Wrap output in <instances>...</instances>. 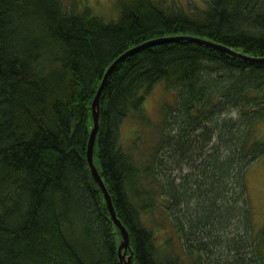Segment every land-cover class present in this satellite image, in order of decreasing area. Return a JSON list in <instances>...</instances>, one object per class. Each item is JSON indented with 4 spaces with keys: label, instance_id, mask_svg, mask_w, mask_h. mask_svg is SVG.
<instances>
[{
    "label": "trees",
    "instance_id": "trees-1",
    "mask_svg": "<svg viewBox=\"0 0 264 264\" xmlns=\"http://www.w3.org/2000/svg\"><path fill=\"white\" fill-rule=\"evenodd\" d=\"M194 15L127 0L115 22L63 0H0V264H122V241L87 161L92 103L101 98L94 161L130 234L132 264H187L163 253L144 216H168L190 264H264L245 173L264 156V0H205ZM162 136L137 159L122 145L147 120L159 84ZM141 159V160H140ZM140 161V162H138ZM176 172V174H175ZM160 198V199H159ZM154 215V214H153Z\"/></svg>",
    "mask_w": 264,
    "mask_h": 264
},
{
    "label": "rangeland",
    "instance_id": "rangeland-1",
    "mask_svg": "<svg viewBox=\"0 0 264 264\" xmlns=\"http://www.w3.org/2000/svg\"><path fill=\"white\" fill-rule=\"evenodd\" d=\"M63 1L74 12H83L88 7L87 9L93 15L101 17L106 23H111L118 19L119 5L127 0ZM154 2L164 9H179L191 15L197 13L199 8L206 6L205 0H154ZM176 101V90L167 88L163 83L155 86L145 102L147 120L140 122L133 118L126 121L122 126L121 140L123 147L129 152H134L137 159L141 158L142 160H140L143 162L145 157L153 152L156 143L162 136V108L165 104L172 105ZM254 135L257 139L264 140V119L257 124ZM245 184L253 213V230L254 234H257L264 230V156L249 166L245 173ZM143 219L146 227L154 232L157 245L163 253L166 252L174 257L178 256L181 260L184 259L187 264L191 263L183 252L182 243L174 225H172L166 214H160L156 210L152 214H146ZM262 250L264 254V244Z\"/></svg>",
    "mask_w": 264,
    "mask_h": 264
},
{
    "label": "water",
    "instance_id": "water-1",
    "mask_svg": "<svg viewBox=\"0 0 264 264\" xmlns=\"http://www.w3.org/2000/svg\"><path fill=\"white\" fill-rule=\"evenodd\" d=\"M173 40H193V41H196L199 43H203V44H207V45L216 47V48H218L224 52H227L229 54H232V55H237V56L240 55V54L236 53L235 51H233L232 49L227 48L225 46L215 44L212 42H208L206 40L191 37V36L161 37V38H157V39L147 41L143 44H140L138 46H135V47L129 49L124 54H122L120 57H118L110 65V67L107 69V71L103 77L102 83H101V85H100V87L96 93V96L93 100V103H92V114H93L94 126H93V129H92V131L90 133V137H89L88 148H87V161H88V164H89V167L91 170V174H92L94 180L98 183L101 190L103 191V194H104V197L106 199V203L108 205V208L110 210L113 222L115 223V225L119 229L120 234L122 236V241L118 247L119 259H120V262L122 264H132L133 252L130 255H128V252L131 249L130 234H129V231L126 228V226L121 222V220L117 216L112 197H111V195H110V193H109V191H108V189H107V187H106V185L102 179V176L100 175L98 167L96 166V163L94 161L95 144H96L97 135H98L99 129H100L101 98H102L103 92L105 90V87L107 85V82H108L110 76L112 75V73L114 72L116 67L122 61H124L126 58L131 56L133 53H135V52H137L143 48H146L150 45H154V44H158V43H162V42H167V41H173ZM249 59L252 61H264V59H255V58H249Z\"/></svg>",
    "mask_w": 264,
    "mask_h": 264
}]
</instances>
